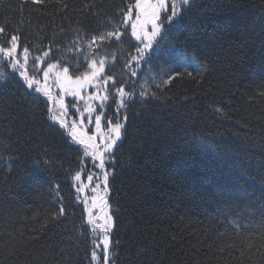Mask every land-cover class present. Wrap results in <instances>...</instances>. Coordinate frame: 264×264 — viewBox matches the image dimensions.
I'll list each match as a JSON object with an SVG mask.
<instances>
[{"label": "trees", "instance_id": "trees-1", "mask_svg": "<svg viewBox=\"0 0 264 264\" xmlns=\"http://www.w3.org/2000/svg\"><path fill=\"white\" fill-rule=\"evenodd\" d=\"M134 3L0 0V25L21 35V63L30 49V76L42 81L55 62L75 76L104 59L103 78L134 94L121 108L110 82L101 120L128 117L105 165L109 264H264V0H191L139 66L140 44L124 26ZM112 31L119 40L82 55L93 36ZM19 71L0 56V264H95L96 233L73 176L101 171L50 118L54 101Z\"/></svg>", "mask_w": 264, "mask_h": 264}, {"label": "snow or ice", "instance_id": "snow-or-ice-1", "mask_svg": "<svg viewBox=\"0 0 264 264\" xmlns=\"http://www.w3.org/2000/svg\"><path fill=\"white\" fill-rule=\"evenodd\" d=\"M25 2H31L34 5L43 7L44 5L50 3L51 0H25ZM190 3L191 0H135L133 7L137 10V15L135 16V22L131 23V35L142 44V48L137 49V52L140 55L132 57V60L136 62L137 66H139L143 53L152 49L154 41L161 34V29L163 27V23L160 22L162 10L166 12L170 11V14L165 17L170 26L175 20L182 17L185 7ZM64 7L66 8L67 5H64ZM124 18L126 22L133 20V8H129L127 12L124 13ZM10 27V24L0 25V36H4L6 38L5 43L7 45L4 46V44H0V56L5 58L11 69H20L19 75L26 82L29 89H32L35 85L37 86L35 87V91L43 93L49 98V100H53L55 102L60 114L57 115L54 113L50 118L53 121H57L60 126L68 130V134L71 139L75 143L84 147V155L86 157H90L93 162V166L95 167L98 165V169L101 171L104 196H100L98 194V190L101 189L100 183H97L94 187H92L91 191L94 195L91 197V203L87 210V224L91 226V230L93 232L97 233L96 242L93 243L90 253L91 260L94 261L95 264H109L110 248L112 246L111 236L115 222L107 200L109 192L107 185L110 173L106 170L105 165L106 159L112 157V150L117 145V142L120 141L127 132L126 125L128 117L126 115L122 116V122L117 123H113L111 119L106 120L107 129L104 130L101 125L103 113L96 115L93 121L91 114L95 112L96 109L92 107V102L97 101L103 105L109 100L107 88L105 87L103 94H100L99 89L102 85L107 86L110 82L113 85L115 96L118 98L121 108L125 106V99L127 98L130 101L134 94L127 92L123 84L119 88H116V81L114 77L110 75L104 76L101 84V76L105 73L104 59H100L99 61L96 59L91 60V62L87 65L88 70L75 76L70 74L69 67H61L59 62L48 63L46 68L43 69L44 84L43 86H39L41 81L35 79L34 76H30L27 71L30 49L28 46L22 47L23 63H21L20 58H18V49L21 48V35L18 32L14 33L8 31L7 29ZM149 29L151 30L149 31ZM121 35L122 33L119 31H112L93 36L89 42V46L91 47L92 44L103 43L104 41L112 38L119 40ZM50 51L51 49L49 48L48 51L43 52L42 56L34 58V71L40 70V66L43 64L44 58L49 56ZM50 75L55 81V86L59 88L62 93V95L58 98L53 97L47 84ZM136 75V71L132 70L131 76L135 77ZM172 78L173 77H169V79L164 80L163 83L165 85L171 83ZM89 88H94L96 91L93 92V94L85 95L84 93H86ZM141 95H147V93H141ZM66 96L75 97L84 101L83 111L79 113L81 117L79 123L73 120L71 124H69V122L65 119V115L67 114V105L65 103ZM49 111H51V109H49ZM115 111L119 113L120 108L115 109ZM85 113L89 114L87 117L88 123L92 124L94 122L95 124V131L92 132V134H88L85 130ZM35 163L37 166L40 164V162ZM93 179V175L88 174V183H83L82 171H77L73 176V180L78 185L77 191L79 193H84L92 183ZM56 187L58 188L59 186L57 185ZM85 203H88V201H85ZM97 212L99 214H96ZM64 215L65 208L63 204H60L56 217L58 218Z\"/></svg>", "mask_w": 264, "mask_h": 264}, {"label": "rangeland", "instance_id": "rangeland-1", "mask_svg": "<svg viewBox=\"0 0 264 264\" xmlns=\"http://www.w3.org/2000/svg\"><path fill=\"white\" fill-rule=\"evenodd\" d=\"M134 5V4H133ZM133 5L130 7V8H133V20L132 21H129V22H126L125 20H124V26L126 27V28H129L130 30H131V23H133V22H135V16L137 15V10L133 7ZM168 14H170V11H163L162 10V12H161V21L160 22H162L163 23V27H162V29H161V32H162V30H163V28H164V25L165 24H168V22L166 21V19H165V17H166V15H168ZM151 29H149V31H150ZM161 35V34H160ZM160 38V36H158L157 38H156V40L154 41V43H153V45L158 41V39ZM136 40V39H135ZM137 41V40H136ZM139 44H140V48H142V44H141V42L140 41H137ZM92 45H91V47L89 46V45H87L86 46V48H85V51H84V53H82V55L83 56H85V55H87V54H89V53H91V51H92ZM81 53H80V50H79V55H80ZM76 55H77V53H76ZM90 55V54H89ZM89 57V56H88ZM99 61V60H98ZM62 67V66H61ZM46 68V67H45ZM102 80H103V76H101V84H102ZM43 84H44V81H43V77H42V81H41V84L39 85V86H43ZM47 84H48V86H49V88H50V90H51V92H52V95H53V97H59L60 95H62V93H61V91H60V89L59 88H57L56 86H55V81H54V79L52 78V76L50 75V77H49V80L47 81ZM37 87V86H36ZM105 87L107 88V92H108V94H109V100L106 102V103H104L103 105H101L99 102H97V101H93L92 102V107L93 108H95L96 109V111L95 112H93L92 114H91V116L93 117V121H94V117L96 116V115H99V114H101V113H106V110H107V107H108V104H109V101H110V86H109V84L107 85V86H101L100 87V89H99V92H100V94H103L104 93V91H105ZM96 90L94 89V88H89V89H87V91H86V93H84L85 95H90V94H93V92H95ZM70 100H75V102L74 103H72V104H70L68 101H70ZM54 103V108H53V114L55 113V114H57V115H59L60 113H59V111H58V109H57V106H56V104H55V102H53ZM65 103H66V105H67V114L65 115V119L69 122V124H71V122L73 121V120H75V121H77V123H79V121H80V119H81V117H80V115H79V113L81 112V111H83V108H84V101H81V100H79L78 98H75V97H71V96H66L65 97ZM88 113H85L84 114V125H85V130L88 132V134H92V132H94L95 131V124H94V122L92 123V124H89L88 123V119H87V117H88ZM55 122H57V121H55ZM58 123V122H57ZM101 125H102V128L104 129V130H106L107 129V127H106V124L103 122V121H101ZM67 130V129H66ZM67 133H68V130H67ZM69 135V134H68ZM70 137V136H69ZM71 138V137H70ZM119 142V141H118ZM118 142H117V144H118ZM116 147V146H115ZM114 147V148H115ZM114 150V149H113ZM112 150V151H113ZM95 176H98V178L99 179H97V180H93L92 181V183L89 185V187L85 190V192L84 193H79L78 192V195H79V200L80 201H82V202H84L85 203V201H88V203H85V205L87 206V207H89L90 206V203H91V197L94 195V193L91 191V189H92V187H94L97 183H100L101 184V189L100 190H98V194L100 195V196H104V192H103V184H102V174L100 173V172H97L96 173V175ZM95 176H93V177H95ZM83 183H85V184H87L88 183V181L86 180V181H84ZM94 212H95V210H94ZM97 214H99V213H97ZM97 236V233H96V235H95V237Z\"/></svg>", "mask_w": 264, "mask_h": 264}]
</instances>
